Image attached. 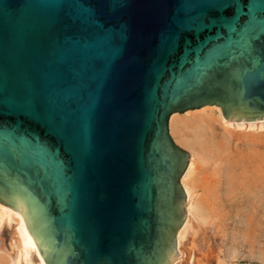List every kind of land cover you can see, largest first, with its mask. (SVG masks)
I'll return each instance as SVG.
<instances>
[{
  "label": "water",
  "instance_id": "1",
  "mask_svg": "<svg viewBox=\"0 0 264 264\" xmlns=\"http://www.w3.org/2000/svg\"><path fill=\"white\" fill-rule=\"evenodd\" d=\"M205 104L264 119V0H0V203L44 264H170Z\"/></svg>",
  "mask_w": 264,
  "mask_h": 264
},
{
  "label": "bare ground",
  "instance_id": "2",
  "mask_svg": "<svg viewBox=\"0 0 264 264\" xmlns=\"http://www.w3.org/2000/svg\"><path fill=\"white\" fill-rule=\"evenodd\" d=\"M237 128H264V119L229 121L214 104L180 113L176 111L169 116L170 137L189 155L180 176V185L186 196L183 205L186 215L175 233L178 255L173 261L169 260L170 264L184 261L189 252L188 245L194 240V225L199 229L198 236L205 235L206 240L214 238L212 235L218 232L222 241H228L226 230H236L237 207L248 204L253 210L262 206L264 161L255 148L257 134L253 131L238 135ZM244 135L252 143L245 154L239 152L240 156L237 150ZM182 146L188 147L191 154ZM237 170L243 175L240 178ZM200 189L202 194L198 192ZM5 225L6 231L3 232ZM1 236L0 264H44L20 211L0 203Z\"/></svg>",
  "mask_w": 264,
  "mask_h": 264
},
{
  "label": "rangeland",
  "instance_id": "3",
  "mask_svg": "<svg viewBox=\"0 0 264 264\" xmlns=\"http://www.w3.org/2000/svg\"><path fill=\"white\" fill-rule=\"evenodd\" d=\"M217 114L218 111H216ZM253 131L257 134L255 148L258 149L264 161V128L255 130L249 128L240 130V128H237L238 135L240 133L247 135L253 133ZM245 135L239 141L237 154L240 156L241 153L245 154L247 152L252 143L249 141V137ZM182 147L191 154L188 147ZM237 173L238 178L243 176L239 170H237ZM198 192L202 194L201 189ZM261 204L262 206H259V209L253 210L248 204L237 207L236 230H226L228 241H222L220 239L221 233L218 232L212 235L214 238L206 240L203 238L205 235L203 237L198 236L200 235L199 229L197 225H194V240L189 243V252H187L182 264H264V198H262ZM5 231L6 225L3 228V232Z\"/></svg>",
  "mask_w": 264,
  "mask_h": 264
}]
</instances>
